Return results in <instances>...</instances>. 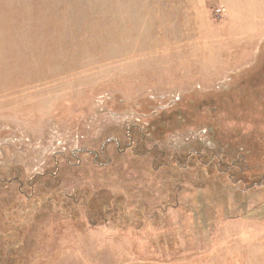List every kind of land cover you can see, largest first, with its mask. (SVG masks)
Here are the masks:
<instances>
[{
  "label": "rangeland",
  "instance_id": "374dc122",
  "mask_svg": "<svg viewBox=\"0 0 264 264\" xmlns=\"http://www.w3.org/2000/svg\"><path fill=\"white\" fill-rule=\"evenodd\" d=\"M0 264H264V0H0Z\"/></svg>",
  "mask_w": 264,
  "mask_h": 264
},
{
  "label": "trees",
  "instance_id": "16d2710c",
  "mask_svg": "<svg viewBox=\"0 0 264 264\" xmlns=\"http://www.w3.org/2000/svg\"><path fill=\"white\" fill-rule=\"evenodd\" d=\"M158 160H159V159L156 158V161H158ZM231 163H232V162H231ZM216 166H217V167H215V169H216V168L218 169V168H219V165H216ZM232 177H233V174H229V178H232Z\"/></svg>",
  "mask_w": 264,
  "mask_h": 264
},
{
  "label": "built area",
  "instance_id": "2783aa9c",
  "mask_svg": "<svg viewBox=\"0 0 264 264\" xmlns=\"http://www.w3.org/2000/svg\"><path fill=\"white\" fill-rule=\"evenodd\" d=\"M221 12H222V9H218V10H217V13L220 14Z\"/></svg>",
  "mask_w": 264,
  "mask_h": 264
}]
</instances>
